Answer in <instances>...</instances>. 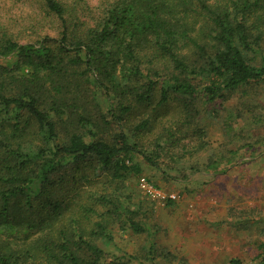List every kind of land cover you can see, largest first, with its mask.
Returning <instances> with one entry per match:
<instances>
[{
    "label": "trees",
    "instance_id": "obj_1",
    "mask_svg": "<svg viewBox=\"0 0 264 264\" xmlns=\"http://www.w3.org/2000/svg\"><path fill=\"white\" fill-rule=\"evenodd\" d=\"M35 2V39L17 40L0 18V121L12 119L0 130V226L22 196L59 211L72 203L83 218L97 215L92 238L73 219L71 233L40 240L45 264H120L93 238L112 239L119 182L140 172L134 158L159 167L162 152L205 148L204 129L188 133L198 102L264 83V0ZM125 212L133 232H144ZM260 248L254 264H264ZM0 264L34 261L0 249Z\"/></svg>",
    "mask_w": 264,
    "mask_h": 264
},
{
    "label": "rangeland",
    "instance_id": "obj_2",
    "mask_svg": "<svg viewBox=\"0 0 264 264\" xmlns=\"http://www.w3.org/2000/svg\"><path fill=\"white\" fill-rule=\"evenodd\" d=\"M37 7L35 0H0V18L8 23L17 40L35 39L30 25L38 17ZM262 51L264 54V48ZM97 97L105 110L107 97L99 93ZM168 108L167 116H176L174 108ZM197 108L200 113L188 133L195 127L204 129L205 148L179 158L164 157L162 152L159 167L134 158L140 172L129 173L119 182L122 208L108 228L112 239L104 242L93 237L106 252V261L231 264L230 259L238 258L243 264H254L261 259L264 83L239 88L215 102H198ZM141 115L134 109L130 118L136 121ZM1 116L0 130H9L12 119H8V114ZM141 179L175 197L154 198L141 186ZM42 203L34 197L32 206H28L23 196L10 203L8 221L4 219L5 224L0 226L1 250L13 251L34 264H45L40 240L55 239L60 230L71 233L73 219L81 224L85 237L92 238L90 232L97 215L83 218L72 203L60 211ZM126 209L133 211L132 217L145 227L144 232L135 233L129 227ZM27 223L34 226L29 228Z\"/></svg>",
    "mask_w": 264,
    "mask_h": 264
},
{
    "label": "built area",
    "instance_id": "obj_3",
    "mask_svg": "<svg viewBox=\"0 0 264 264\" xmlns=\"http://www.w3.org/2000/svg\"><path fill=\"white\" fill-rule=\"evenodd\" d=\"M140 184L145 189V191L149 195L153 196L154 198L162 199V200H167V199H170V198H174L175 197V195L172 194V193L165 194L161 190H158V189L154 188L152 185L148 184L143 179H141Z\"/></svg>",
    "mask_w": 264,
    "mask_h": 264
}]
</instances>
